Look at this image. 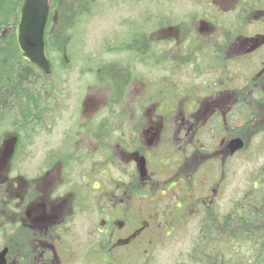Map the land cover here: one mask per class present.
Masks as SVG:
<instances>
[{
	"label": "flooded vegetation",
	"instance_id": "flooded-vegetation-1",
	"mask_svg": "<svg viewBox=\"0 0 264 264\" xmlns=\"http://www.w3.org/2000/svg\"><path fill=\"white\" fill-rule=\"evenodd\" d=\"M151 1L146 24L122 25L113 56L80 72L109 88L107 100L83 120L74 103L61 144L44 148L36 186L14 202L11 226L0 227L4 264H71L78 254L67 236L80 215H95L86 262L138 264L186 219L226 223L249 209L239 201L223 208L215 175L249 153L251 136L264 151V0ZM112 68L125 82L115 103ZM53 75L54 67L49 88ZM82 136L94 140L89 147L76 146ZM236 138L242 146L232 151Z\"/></svg>",
	"mask_w": 264,
	"mask_h": 264
},
{
	"label": "rangeland",
	"instance_id": "rangeland-1",
	"mask_svg": "<svg viewBox=\"0 0 264 264\" xmlns=\"http://www.w3.org/2000/svg\"><path fill=\"white\" fill-rule=\"evenodd\" d=\"M151 2V0H90L89 11L81 17V21L71 29L68 36L66 35L63 51L58 52L59 55L57 52L52 53L54 75L51 77L50 91L43 92V97L38 102L23 93L19 97L20 122L13 123L9 120L0 122V194L4 196L0 209V227L11 226V220L16 219V216H11L15 201L20 200V195L36 186L33 179L34 165L38 159L44 157L42 154L44 148L61 144L60 136L66 130L67 117L71 109L77 105L74 103L80 105L79 120L98 113L105 104L109 88L96 84L91 75L83 78L80 72L94 68L97 58L113 56L110 47L117 39L116 32L124 34L121 30L122 25L126 27L129 23L141 27L145 25L148 18L146 9ZM154 2L165 3V0ZM181 4H189V1H180L178 5L181 7ZM52 20L55 22L56 12L53 13ZM8 29L12 30V27ZM65 66L68 72L66 82L63 71ZM140 85L137 82L127 93V107L130 111L133 109L134 95L137 93L134 89ZM36 118L40 122L34 121ZM53 129L55 133L49 134ZM91 139L89 136H82L77 140L76 146L89 147L94 141ZM246 143L249 153H245V150L240 152L230 170L228 166L224 171H216L215 185L218 186L222 181L219 184L222 194L218 193L217 198L221 199L220 204L223 208H228L233 201H242L243 196H246L243 200L244 205L251 206L249 201L253 193L251 188L257 185L254 181L260 177L264 180L262 146L253 136L246 140ZM18 161L20 163L23 161L24 165L19 166ZM262 182L263 186L258 185L253 190L256 189L264 196V181ZM48 189L51 190L52 186ZM8 215L11 218H8ZM233 215L229 218L230 222L227 219L226 223L213 217L186 219L168 236L161 238L156 247H152L149 255L145 256L143 253L137 255V263L206 264L205 261L215 251L219 259H223L221 254L224 255L226 252L229 260V249L233 248L231 241L235 240L233 237L239 236L234 234L255 230L240 225L232 227L231 219L236 218V215ZM94 216L80 215L72 222V235L67 238L73 241L78 256L71 264H89L82 255L83 251L89 248L88 228L92 225ZM205 242H209L206 247ZM242 253L247 254L244 244Z\"/></svg>",
	"mask_w": 264,
	"mask_h": 264
},
{
	"label": "trees",
	"instance_id": "trees-1",
	"mask_svg": "<svg viewBox=\"0 0 264 264\" xmlns=\"http://www.w3.org/2000/svg\"><path fill=\"white\" fill-rule=\"evenodd\" d=\"M21 1L0 0V122L9 120L16 123L19 121V97L23 93L33 100L41 99L42 91L50 89L48 77L36 66L21 58L12 31L8 29L16 24ZM89 3L90 0H49L50 16L45 34L49 56H52L54 52L61 53L63 51L66 35L68 36L71 29L81 21V17L89 11ZM55 12L56 20L53 22L52 15ZM119 73L114 68L110 71L114 81L110 97L112 103L120 99L125 83L122 79L123 75ZM253 189L254 186L251 188L253 193L250 192L251 206H248V210L239 208L240 213L235 212L236 218H232L231 223L232 227L240 225L255 230L234 234L239 236L233 237L235 240L231 241L233 248L229 249V260L226 252L222 255L219 251L223 257V259H219L215 251L205 261L206 264H228V262L229 264H264V196ZM244 198L246 197L243 196V200ZM243 200H239L238 207L244 202ZM251 231L252 233H249ZM208 244L209 242H205L204 247ZM243 244L246 246L247 254L242 253Z\"/></svg>",
	"mask_w": 264,
	"mask_h": 264
},
{
	"label": "water",
	"instance_id": "water-1",
	"mask_svg": "<svg viewBox=\"0 0 264 264\" xmlns=\"http://www.w3.org/2000/svg\"><path fill=\"white\" fill-rule=\"evenodd\" d=\"M48 17L49 0H22L18 7L16 24L11 30L21 58L47 75L52 71L45 40ZM241 146V139L236 138L230 141L232 151ZM0 264H4V252L2 251L0 252Z\"/></svg>",
	"mask_w": 264,
	"mask_h": 264
}]
</instances>
